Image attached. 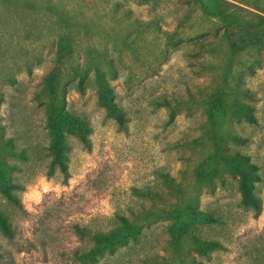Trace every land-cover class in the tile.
Returning <instances> with one entry per match:
<instances>
[{
    "label": "rangeland",
    "instance_id": "rangeland-1",
    "mask_svg": "<svg viewBox=\"0 0 264 264\" xmlns=\"http://www.w3.org/2000/svg\"><path fill=\"white\" fill-rule=\"evenodd\" d=\"M219 3L249 30L264 18V0ZM239 28L198 0L0 2V141L12 137L26 154L9 158L20 167L21 204L0 194L14 230L12 237L0 230V264H81L75 253L92 240L74 226L107 231L120 215L141 224L140 234L93 264H264V47L240 41L234 48L229 35ZM53 73L66 109L90 127L89 147L65 137L67 177L57 168L48 173L45 78ZM100 76L123 127L99 102ZM214 95L247 104L255 118L230 117L221 132L239 136L224 142L225 152L259 166V213L240 204L236 176L223 173L213 184L197 178L213 150L207 109ZM186 204L216 217L192 230L220 242L207 255L189 234L175 238L170 230L169 212Z\"/></svg>",
    "mask_w": 264,
    "mask_h": 264
},
{
    "label": "trees",
    "instance_id": "trees-1",
    "mask_svg": "<svg viewBox=\"0 0 264 264\" xmlns=\"http://www.w3.org/2000/svg\"><path fill=\"white\" fill-rule=\"evenodd\" d=\"M10 3L13 7L17 0H0L3 3ZM205 11H209L216 16H223L231 24H237L239 28L236 32L230 33V42L234 48H238L240 41L247 43L255 42L264 47V18L258 16V22L253 30L247 29L246 23L229 13L220 10L222 0H198ZM233 42V43H232ZM236 43V44H235ZM235 44V45H234ZM59 80L57 75L50 74L45 78L47 88L46 104L47 129L50 136V155L51 160L48 164V173L52 175L57 168L65 177L68 176V151L69 146L65 142V137L75 135L87 147L90 146L88 121L81 115L71 112L65 107V100L58 91ZM84 77L78 80V88L83 91ZM238 92V89H235ZM221 92V91H219ZM1 94V93H0ZM1 99V95H0ZM98 99L100 104L106 109L107 114L113 117L120 127L125 125L124 114L121 108L117 106L113 99V92L103 76H100L98 87ZM167 106L169 102L165 103ZM208 119L213 131L210 132V139L213 144L212 152L201 162L197 171L199 180H207L213 184L214 178H220L223 173H229L237 178V190L240 195V204L259 213L262 209V200L256 193V183L261 180L259 166L252 162L248 155L240 152H225L224 142L227 139L238 141L239 136L228 131L224 134L221 128L230 117H243L252 122L255 118L250 107L240 101L233 100L226 105L222 95H214L209 102L207 109ZM171 117L174 113L171 112ZM20 157L25 159V150H17L14 138L9 137L0 141V194L12 205H20L21 201L16 190L21 188V184L14 179V172L20 167L11 162L9 158ZM169 178L168 175H165ZM172 179V178H169ZM173 181V179H172ZM135 193L140 196H150L155 198L156 192L150 189H135ZM162 215V214H161ZM175 221L170 225L175 238L189 234L192 239L194 250L198 254L207 255L210 250L220 247V242L208 237H203L192 233L196 227V221L214 222L216 217L202 210H195L193 205L186 204L183 208H175L169 212ZM75 232L80 237H89L92 245L84 250L77 251L75 258L81 264H93L105 253H114L116 249L124 245L130 239H135L141 232V224L132 221L128 216L120 215L118 223L107 231L98 229H89L79 225L74 226ZM0 230L7 236L12 237L14 230L7 214L0 209Z\"/></svg>",
    "mask_w": 264,
    "mask_h": 264
}]
</instances>
